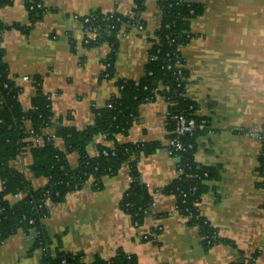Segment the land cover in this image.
I'll use <instances>...</instances> for the list:
<instances>
[{
	"label": "crops",
	"instance_id": "1",
	"mask_svg": "<svg viewBox=\"0 0 264 264\" xmlns=\"http://www.w3.org/2000/svg\"><path fill=\"white\" fill-rule=\"evenodd\" d=\"M43 1L47 12L34 23L24 0L0 8V24L22 27L2 32L4 61L10 79L21 88L19 102L25 113L38 93L36 80L49 97L53 127L44 136L53 137L58 127L82 132L94 124L95 111L119 95V80L143 77L162 10L159 0H146L139 15L144 29L120 37L115 74L102 79L111 49L107 44L84 47L86 36L78 17L94 11L132 17L134 0ZM191 1L203 9L191 22L192 40L181 48L186 96L196 104L194 117L203 122L194 161L219 175L205 182L200 213L228 243L205 247L198 229L179 213L176 197L163 191L178 179L179 166L167 149L169 105L157 97L139 107L127 136L117 137L122 144L163 145L151 154L142 153L137 164L140 180L153 197L152 212L143 224L135 227L120 207L132 183L128 165L118 175L104 177L100 191L92 189L90 180L63 203L51 205L44 220L53 248L61 244L86 264L112 259L120 250L136 256L138 264H264V176L259 160L264 132V0ZM55 144L65 151L62 139H55ZM114 145L98 135L87 152L96 157L100 147ZM67 158L71 169H77L78 154ZM32 164L27 148L10 163L33 188L41 189L47 179L36 178ZM2 187L0 179V191ZM36 237L35 231L10 236L0 246V264H42V251L30 254Z\"/></svg>",
	"mask_w": 264,
	"mask_h": 264
},
{
	"label": "trees",
	"instance_id": "2",
	"mask_svg": "<svg viewBox=\"0 0 264 264\" xmlns=\"http://www.w3.org/2000/svg\"><path fill=\"white\" fill-rule=\"evenodd\" d=\"M16 0H0V8L13 5ZM146 0H134L136 5L133 16L119 13L94 11L87 16L78 17L83 31H96L97 38L85 37L83 46L94 48L107 44L111 52L103 64L109 66L103 70L102 79H112L115 74V59L120 37L132 29H144L145 24L139 15L145 9ZM24 6L30 13L31 23L40 21L47 8L43 0H24ZM162 10V23L149 51V61L140 80H119V95L113 97L107 105L95 111L94 124L85 131L71 128H56L53 137L44 136L47 128L53 127V113L49 97L41 89L39 80L37 96L32 100L31 109L25 113L19 102L21 88L10 77L4 61L5 52L1 46L2 32L18 29L17 25L0 24V179L3 182L0 191V246L19 231H35L37 237L30 254L42 251V264H86L82 258L62 250L61 244L53 248L52 238L47 233L44 220L50 214V206L63 203L68 194L82 190L90 180L92 189L103 188L102 179L116 176L124 165L129 166L132 183L120 202L121 209L131 216L135 227H140L145 217L152 212L153 197L138 173L140 155L151 154L163 148L162 143H118L119 135L127 136L138 119V109L142 104L152 103L162 97L168 103L167 129L174 138L175 115L185 114L196 121L198 130L193 137L181 136L184 146L192 148L170 155L178 160L179 176L173 184L163 191L177 199L179 213L190 226L198 229L205 247L211 248L228 242L218 235V231L202 217L196 203L206 190L205 182L219 178L218 171L199 166L194 161L196 138L203 127L201 119L194 117L196 104L186 96L187 71L181 48L193 38L191 22L202 14V7L191 0H159ZM22 28V27H20ZM180 65L181 75L178 74ZM30 124V128L27 124ZM31 131L33 133H31ZM103 135L115 143L113 148L100 147L96 157H91L87 147L98 136ZM41 137L43 145H36L31 138ZM65 142V151L55 144V139ZM30 149L33 156L32 172L36 178L47 179L41 189H35L26 176L13 169L11 161ZM170 151V148H168ZM77 153L78 168L71 169L68 154ZM260 171L264 176V136ZM264 185V184H263ZM14 198L11 203L9 198ZM92 264H138L137 258L123 250L109 260L96 258ZM244 264V263H242Z\"/></svg>",
	"mask_w": 264,
	"mask_h": 264
},
{
	"label": "built area",
	"instance_id": "3",
	"mask_svg": "<svg viewBox=\"0 0 264 264\" xmlns=\"http://www.w3.org/2000/svg\"><path fill=\"white\" fill-rule=\"evenodd\" d=\"M85 36L90 39V40H95L97 38V32L93 31V32H89L88 34L85 33ZM157 40V38L155 37L154 40ZM108 65L104 64V69H106ZM177 68L179 69L178 74L181 75L182 71L180 69H182V67L180 65H177ZM25 81H30L27 77L24 78ZM173 119L176 121V129H175V137L170 139L168 142V148H170V151H168L170 154L172 152L178 153L180 151H185L188 148H192V144L188 145V146H184V144L181 142V136L184 135H189L191 137H193L196 133V131L198 130V126L196 124V121L193 118H189L187 117L185 114H178L175 115L173 117ZM31 133H33L31 131ZM263 136H264V132L263 134L260 136L261 141L263 142ZM31 140H33L34 144L36 145H43V139L41 137H37V138H31ZM196 206L199 208L200 210V202L196 203Z\"/></svg>",
	"mask_w": 264,
	"mask_h": 264
},
{
	"label": "water",
	"instance_id": "4",
	"mask_svg": "<svg viewBox=\"0 0 264 264\" xmlns=\"http://www.w3.org/2000/svg\"><path fill=\"white\" fill-rule=\"evenodd\" d=\"M3 138H1V140H2Z\"/></svg>",
	"mask_w": 264,
	"mask_h": 264
}]
</instances>
